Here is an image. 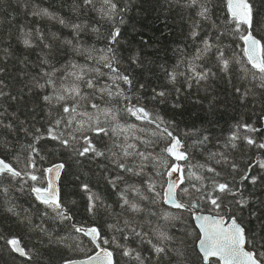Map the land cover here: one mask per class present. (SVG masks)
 Here are the masks:
<instances>
[{"label": "trees", "instance_id": "obj_1", "mask_svg": "<svg viewBox=\"0 0 264 264\" xmlns=\"http://www.w3.org/2000/svg\"><path fill=\"white\" fill-rule=\"evenodd\" d=\"M253 2L255 20L258 22L255 24L254 34L264 43V0H253ZM100 6L98 3L97 9ZM120 7L126 9L122 13L123 23H119L118 20L107 21L98 11L84 10L80 6V0H0V58L4 57L5 50L12 53L4 59L3 66L6 67L7 72L0 74V79L5 80L6 91L12 95L23 94L29 104L25 107L7 100L0 103L5 106L11 105L10 111H14L21 121H31L33 109L37 111L38 117L41 115L40 101L33 99L30 93L23 90L21 81L26 77L21 72L23 65L18 62L29 52L32 53L28 56L29 60L33 62L38 60L37 53L40 52V45L37 43L33 51L25 48L22 43L25 38L33 39L36 43L34 39L36 33L25 37V32L29 29H38L44 34L46 42L59 48L61 60L84 64L85 60L79 54H74L70 46L65 49L64 41L73 40L78 47L87 49L105 48L109 32L119 27L121 33L118 37L119 43L113 45V50L120 63L121 71L127 70L134 85H145L144 88L132 87L129 89L130 93L153 115L165 121V125L161 127L170 123L172 125L170 130L182 138L189 152V159L181 163L185 174L194 172L197 176L205 178L202 181L187 178L185 183L189 187L192 183L207 186L215 179L221 182L228 181L233 187H238L243 196L250 199L251 206L244 211L236 210L235 214L243 219L247 227L258 230L260 222L249 213L257 210V215L262 214L259 209L264 208V205L260 203L264 200V181L252 185L247 181L242 182L240 177L250 164L258 160L264 161V150L240 142H238L240 146L234 150L226 148L225 145L228 143L229 135L236 130L237 123H253L258 127H264V122L260 119L264 115V93L253 89L249 97L242 100L240 94L234 91L237 87L242 89L250 87L251 73L246 69H250L251 65L247 63L243 55V42L239 40L238 34L230 23L228 0H210L212 21L217 23L202 21L200 35L195 40L190 38L192 24L189 17L194 16V11L191 9L182 8L178 11L173 8L169 11L165 6V0H120ZM45 9L50 15L35 14ZM61 20L65 23H60ZM73 24L84 26L78 41L74 39L76 33L71 27ZM89 25L98 26L100 32L93 33L87 27ZM218 32L225 35L220 36L215 44L223 49L226 58L231 65L236 66L237 70L230 76L220 73L217 77L200 84L191 82L188 77L190 65L193 63L196 65L203 63L216 70L217 61L212 55L204 54L203 60H196L195 57L197 51L203 47L201 40H212ZM92 55L99 54L92 52ZM137 57L143 60V65L132 63ZM87 63L92 68L100 66L91 60ZM102 70L107 72V69ZM33 71L35 69H28L29 74ZM171 72L176 73L175 82L169 79L168 74ZM189 83H192L191 87H188ZM122 87L127 89L126 85ZM153 89L167 92L165 103L153 100ZM177 99L182 105L179 108L173 107V102ZM99 102L102 107L117 108V120L106 122L107 127L111 128L116 123L123 126L135 124L138 127L121 132L119 136H112V138L97 137V147L103 150L106 144L117 153L118 159L122 156L121 149L114 146L113 141L117 145L123 143L125 147L129 144L136 146L129 151L152 153L158 159L148 163L145 174L155 182L156 192L161 195L155 196L154 193L146 191V185L141 183L143 176L122 173L112 163L110 155L107 158L79 156L72 148H64L57 141L42 139L37 144L41 152L38 163L41 169L64 165L60 181V198L74 220L59 221L54 220L52 215H43L44 206L36 200L35 194L31 193L28 185H24L21 190L16 181H12L11 184L6 181L5 186L9 188V191L0 195V232L6 238L20 237L22 243L34 252L33 259L29 261L12 252L5 241L0 240V264H63L64 260L77 261L93 256L99 249L87 237L76 233L71 227L72 223L82 224L85 227L95 225L100 228L102 236L112 241L111 244L103 245V247L113 252L119 264H138L130 257L121 254L122 249L119 244L135 248L142 256L149 258L145 264H203L197 248L200 232L195 225L192 213L171 209L163 202L162 194L166 190L168 177L162 175L167 169L161 161H167L169 165L173 162L172 158L163 152L167 140L152 134L155 125H146L137 121L134 117L120 111L119 106L115 104H106L102 100ZM89 111L92 110L89 109ZM41 125L46 127V121L38 120L36 127ZM64 131L67 133L68 130ZM248 135H255L257 139L264 141V131L248 133ZM204 137L208 139L200 143ZM5 138L13 139V136L5 133ZM30 139L31 137L25 138L21 134L18 141L13 139V143L17 145L16 149L6 152L8 159L14 155L19 156V160L14 163L20 168L24 167V152L20 145ZM142 140L153 143L143 144ZM221 153L229 155L231 160L239 166L238 169L233 171L223 163ZM125 160L133 167H139L140 157H128ZM217 160L221 163H217ZM200 165L204 167H199ZM208 167H215L221 175L214 176L207 171ZM251 172L264 178L262 169L253 167ZM118 175L124 176L123 181H118L120 191L125 192L132 202L137 203L141 211H123L121 197L109 182L111 178ZM31 183L29 181V184ZM83 185L88 186V191L83 189ZM132 186L140 192L131 191ZM145 195L150 199H143ZM90 196L98 198V211L94 216L85 211ZM183 199L187 202L189 198L183 197ZM227 202L231 205L230 214L236 209V205L232 197H227ZM10 207H14L18 215L10 213L8 211ZM210 207V205L205 206L201 209V213L215 214L209 211ZM220 214L227 215L223 211ZM166 216L169 218L166 219ZM126 219L138 225V230L147 232L153 243L166 246V254L157 257L146 241L142 243L138 239L124 240L120 231H114L110 227L116 225L120 228L123 226V220ZM41 228L49 234L40 231ZM160 232L174 239L163 241L159 238ZM50 239L52 243H49Z\"/></svg>", "mask_w": 264, "mask_h": 264}, {"label": "snow or ice", "instance_id": "obj_2", "mask_svg": "<svg viewBox=\"0 0 264 264\" xmlns=\"http://www.w3.org/2000/svg\"><path fill=\"white\" fill-rule=\"evenodd\" d=\"M100 4L97 9L96 5ZM210 0H165V6L169 11L176 8L178 11L183 9H191L194 11V16H190L189 20L192 24L190 38L195 40L200 35L201 22L212 21V11L209 7ZM80 6L87 11H98L100 16L107 20H118L123 23L122 13L126 10L120 7V0H80ZM228 8L230 12V23L234 31L238 34V38L243 42V55L247 59V63L251 65L246 71L251 73L250 87L235 88L234 91L240 94L242 100L247 99L253 89L264 93V43L257 39L255 33V4L253 0H228ZM37 15H50L45 9ZM60 23H65L63 20ZM212 21V24H216ZM71 27L75 30V40H79L80 33L84 31V26L73 24ZM93 33H99L100 28L96 25L87 26ZM33 33L37 35L33 39L25 38L22 43L25 48L35 51L37 43L40 45V52L37 53L38 60L33 62L28 59L32 53H26L25 56L18 62L23 65L22 74L26 77L22 80L23 90L30 93L33 99L40 101L39 112L32 110L31 121H21L19 116L14 111H10L11 105L5 106L0 103V195H4L9 191L5 186L7 181L11 184L16 181L17 186L23 190L24 185H28L31 193L35 194L36 200L44 206L43 215H52L54 220L73 221L74 217L66 209L62 200L59 198L58 189L52 174L58 179L60 170L63 165H56L47 169H41L38 160L41 158L40 149L37 144L42 139H51L57 141L64 148H72L79 156H91V158L108 155L112 158V163L121 170L122 173H130L133 176H143L142 184L146 185V191L154 193L155 196H160L161 193L156 192V184L145 174V169L148 163L158 159L152 153L144 151H129L136 146L129 144L127 147L123 143L117 145L113 141L114 146L121 149L122 156L117 158V153L109 148L106 144L104 149L97 147V137L119 136L121 132H127L138 126L128 125L123 126L116 123L113 127H107L106 122L117 120L116 107H102L99 101H104L106 104L112 103L119 106V110L134 117L137 121H141L146 125H155L153 135H159L167 140L163 147V152L168 157L172 158V163L169 165L167 161H161L166 167L167 181L166 190L163 192V202L178 210H187L193 214L194 220L197 222L196 227L200 230L198 237V255L203 264H264V208L259 209L262 213L257 215V210H253L249 215L254 216L260 222V228H249L244 223L241 217H238L236 210L244 211L250 206V199L243 196L238 187H233L228 181L212 180L210 185L192 183L190 187L185 183L187 178H192L197 181H202L205 178L197 176L194 172L185 174L181 161L189 159V152L181 137L175 135L172 130V125L169 123L166 126L165 121L159 116L153 115L145 106L141 105L139 100L130 93L132 87L144 88L145 85H134L133 79L127 74V70L121 71L120 63L116 59V53L113 50V45L119 43L120 37L119 27L113 28L109 32L107 46L101 49H87L78 47L73 40L64 41V47L72 48L74 54H79L84 60V64L75 62H66L61 60L59 48L54 47L51 43L46 42V38L38 29H29L25 32V37L31 36ZM225 35L218 32L216 36L209 39H202L203 47L197 51L196 60H203L204 54L212 55L217 61L216 70L208 67L203 63L190 65V76L188 79L191 82L200 84L201 82L211 80L223 73L224 76H230L237 69L231 65L226 58L223 49L215 44L220 36ZM146 43V41H145ZM47 49V51H44ZM215 49V51H213ZM92 52H97L98 56H93ZM87 53V55H85ZM12 53L5 50L4 57L0 58V74L7 72L3 66L4 59L11 56ZM100 65L99 67H89L88 61ZM132 63L143 65V60L134 58ZM187 63V62H185ZM33 68L31 74L28 69ZM102 69H107V72ZM91 73V74H90ZM172 82L176 81V73L168 74ZM105 78V79H102ZM126 85L127 89L122 87ZM192 83L188 84L191 87ZM7 84L4 79H0V101H13L21 106H27L29 101L25 100L23 94L12 95L6 91ZM153 100L159 103H165L167 92L164 90L153 89ZM179 91V90H177ZM182 105L179 100L173 102V107L179 108ZM91 109L92 111H89ZM86 118V119H85ZM264 122V115L260 117ZM38 120L46 121V127H36ZM67 129V133H65ZM264 131V127H258L253 123H237L236 130L233 131L228 138L226 148L236 149L240 143L248 146L264 150V141L257 139L255 135L248 133H260ZM5 133L13 136V139L19 140L20 135L28 138L29 141L20 145L24 152V167L20 168L14 161L19 160L18 155H14L11 159L6 157L7 151L16 149V143L13 139H6ZM244 133V134H241ZM79 134V135H77ZM139 139V138H138ZM208 138L204 137L203 143ZM143 144L153 143L152 141L142 140ZM78 145V147H75ZM223 157V163L227 164L233 171L238 169V165L233 162L229 155L220 154ZM140 157L139 167H133L126 162L125 158ZM147 162V163H146ZM217 163H221L217 160ZM199 167H204L200 165ZM253 167L264 170V161H255L250 164L240 177L241 181H247L249 184L255 185L258 182L264 181L259 175H254L251 172ZM207 171L214 176L221 175L215 167H208ZM124 176L118 175L110 179L113 188L117 190L121 197V207L124 212H139L141 211L137 203L132 202L125 192L120 191L118 181H123ZM29 181L32 183L29 184ZM46 182V186H45ZM85 191H88V186H82ZM131 191L140 192L139 189L132 186ZM183 197H188L185 202ZM227 197L233 198V203L236 209L229 214L231 205L227 202ZM98 198L89 197V203L85 209L90 215H95L98 211ZM143 199H150L149 196H143ZM154 202V200H153ZM264 205V200L260 201ZM211 206L209 211L215 214L203 215L201 209L205 206ZM51 210V211H48ZM13 215H18L14 207L8 209ZM227 215H221V212ZM168 219L169 217H165ZM175 219L176 217H170ZM123 226L117 228L116 225H111L114 231H120L124 240L138 239L142 243L147 242L151 245L152 251L157 257L161 254H166L167 247L161 246L160 243H153L148 237V233L138 230L139 226L134 225L130 220H123ZM71 227L76 233L87 237L89 241L95 245L99 251L95 255L88 257L86 261L76 262L74 260H64L63 264H119L118 260H114L113 252L103 245L111 244L108 238L102 236L101 229L95 225L85 227L82 224L72 223ZM40 231L47 233L43 228ZM159 238L163 241H171L174 238L164 232L159 233ZM0 240H4L5 244L14 253L31 261L33 259V249H28L26 244L22 243V239L17 236L5 237L0 232ZM43 243V241H41ZM52 243V240H49ZM122 249V255L130 257L138 264H145L149 258L144 257L135 248L127 247L124 244H119ZM178 255H180L178 253Z\"/></svg>", "mask_w": 264, "mask_h": 264}, {"label": "water", "instance_id": "obj_3", "mask_svg": "<svg viewBox=\"0 0 264 264\" xmlns=\"http://www.w3.org/2000/svg\"><path fill=\"white\" fill-rule=\"evenodd\" d=\"M228 11H229V8H228ZM229 14H230V12H229ZM181 162H185V161H181ZM59 165H61V164H59ZM63 165V164H62ZM63 172H64V165H63V168L60 170V175H59V178L57 179L56 177H55V173H53L52 174V178L55 180V184H56V187H57V189H58V195H59V198H60V181H61V178H62V175H63ZM169 179V178H168ZM61 199V198H60ZM167 205V204H166ZM168 207H170L171 209H174V210H178V209H176V208H174V207H171L170 205H167ZM183 211H187V210H183ZM193 219H194V217H193ZM194 222H195V225H196V221L194 220ZM197 229L199 230V228L197 227ZM199 232H200V230H199ZM19 255V254H18ZM95 255V254H94ZM113 257H114V254H113ZM24 258V257H23ZM88 259V258H87ZM87 259H84V260H77L76 262H80V261H86ZM114 260H115V257H114Z\"/></svg>", "mask_w": 264, "mask_h": 264}, {"label": "bare ground", "instance_id": "obj_4", "mask_svg": "<svg viewBox=\"0 0 264 264\" xmlns=\"http://www.w3.org/2000/svg\"><path fill=\"white\" fill-rule=\"evenodd\" d=\"M202 214V213H201ZM203 215H208V214H203Z\"/></svg>", "mask_w": 264, "mask_h": 264}]
</instances>
